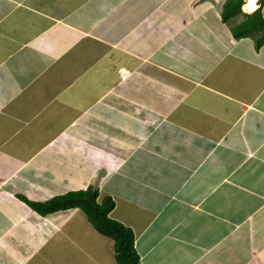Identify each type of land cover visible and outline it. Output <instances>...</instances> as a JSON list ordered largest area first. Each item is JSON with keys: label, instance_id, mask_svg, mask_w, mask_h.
I'll list each match as a JSON object with an SVG mask.
<instances>
[{"label": "crops", "instance_id": "1", "mask_svg": "<svg viewBox=\"0 0 264 264\" xmlns=\"http://www.w3.org/2000/svg\"><path fill=\"white\" fill-rule=\"evenodd\" d=\"M226 1L0 0V264H117L23 200L88 188L140 264H264V45Z\"/></svg>", "mask_w": 264, "mask_h": 264}, {"label": "trees", "instance_id": "2", "mask_svg": "<svg viewBox=\"0 0 264 264\" xmlns=\"http://www.w3.org/2000/svg\"><path fill=\"white\" fill-rule=\"evenodd\" d=\"M244 4L245 0H227L222 10L223 21L229 22L242 16L244 20L234 28V36L251 37L255 41L256 48L260 49L264 45V13L260 7L253 14H246L242 11ZM98 199L99 191L88 188L56 196L46 202H32L25 198L23 200L42 216L69 209H80L100 235L114 241L117 264H140L133 231L110 216L115 208V201L110 196L104 197L101 202Z\"/></svg>", "mask_w": 264, "mask_h": 264}, {"label": "bare ground", "instance_id": "3", "mask_svg": "<svg viewBox=\"0 0 264 264\" xmlns=\"http://www.w3.org/2000/svg\"><path fill=\"white\" fill-rule=\"evenodd\" d=\"M243 9L247 12H253L257 9V0H247Z\"/></svg>", "mask_w": 264, "mask_h": 264}]
</instances>
